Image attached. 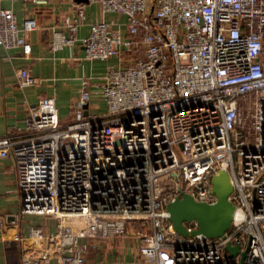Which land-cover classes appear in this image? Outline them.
I'll list each match as a JSON object with an SVG mask.
<instances>
[{
	"label": "built area",
	"instance_id": "built-area-1",
	"mask_svg": "<svg viewBox=\"0 0 264 264\" xmlns=\"http://www.w3.org/2000/svg\"><path fill=\"white\" fill-rule=\"evenodd\" d=\"M88 1L125 17V32L96 20L82 38L86 58L118 56L103 75L104 113L84 114V78L71 122L61 125L54 96L44 95L27 105L22 130L0 134V157L14 158L20 212L56 220L51 231L29 228L44 245L22 264H86L81 238L127 235L129 221L154 264H264V0ZM82 6L66 33L53 30L51 48L76 40ZM35 27L34 17L18 24L0 7L3 47L28 54L20 30ZM18 81L34 78L23 68ZM243 99L254 105L246 138ZM219 170L233 188L229 228L216 237L177 232L167 203L183 193L214 203ZM183 224L197 228L194 219Z\"/></svg>",
	"mask_w": 264,
	"mask_h": 264
},
{
	"label": "crops",
	"instance_id": "crops-1",
	"mask_svg": "<svg viewBox=\"0 0 264 264\" xmlns=\"http://www.w3.org/2000/svg\"><path fill=\"white\" fill-rule=\"evenodd\" d=\"M81 2L0 0V7L10 8L15 13L18 24L28 16L36 20L35 28L20 30L31 44L28 54H23L20 46L5 48L0 45V134L22 130L27 105L36 103L44 95L54 96L60 124L71 122L84 78L90 91L84 114L104 113L106 103L100 92L103 75L109 66L117 64L118 56L88 59L82 38L87 36L89 24L96 20L114 21L116 23L111 26L125 32V17L102 11L98 2H82L83 17L76 29V40L61 48H51L53 30L66 33L64 22L77 16V4ZM23 68L34 78L32 83L19 84V72ZM0 215L5 217V224L0 229V264H22L23 254H37L44 242L32 239L29 235L31 226L45 231L55 229L53 216L20 212L14 158L10 154L0 157ZM70 222L76 228L80 221ZM136 227L137 222L129 221L127 235L81 238L86 244V264H154L138 251V238L132 234ZM15 235L19 238L15 239ZM46 264H56L55 259Z\"/></svg>",
	"mask_w": 264,
	"mask_h": 264
},
{
	"label": "water",
	"instance_id": "water-1",
	"mask_svg": "<svg viewBox=\"0 0 264 264\" xmlns=\"http://www.w3.org/2000/svg\"><path fill=\"white\" fill-rule=\"evenodd\" d=\"M87 2L88 0H76ZM86 104H84V113ZM211 191L216 195L214 203L195 200L189 193L177 195L166 205L169 212V220L173 228L182 235H193L195 233H203L208 237H216L223 235L229 228L233 218L234 204L228 199V195L232 191V184L229 174L226 170H219L217 174L211 177ZM195 220L197 228L188 231L183 221ZM226 247L231 253L239 250L237 245ZM244 255V251H242Z\"/></svg>",
	"mask_w": 264,
	"mask_h": 264
},
{
	"label": "rangeland",
	"instance_id": "rangeland-1",
	"mask_svg": "<svg viewBox=\"0 0 264 264\" xmlns=\"http://www.w3.org/2000/svg\"><path fill=\"white\" fill-rule=\"evenodd\" d=\"M253 96V95H252ZM251 96V97H252ZM254 113V105L249 103L248 100L243 99L240 101V121L238 122V128L244 131V138L248 133V129L250 127L251 118ZM60 152L63 153V143L61 141ZM245 236V241H246Z\"/></svg>",
	"mask_w": 264,
	"mask_h": 264
}]
</instances>
